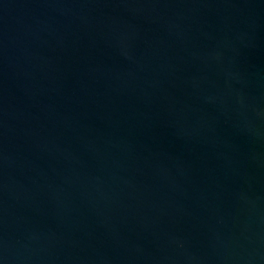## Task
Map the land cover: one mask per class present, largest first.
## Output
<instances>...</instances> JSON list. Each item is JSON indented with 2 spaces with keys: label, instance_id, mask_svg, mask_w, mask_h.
Returning a JSON list of instances; mask_svg holds the SVG:
<instances>
[{
  "label": "water",
  "instance_id": "95a60500",
  "mask_svg": "<svg viewBox=\"0 0 264 264\" xmlns=\"http://www.w3.org/2000/svg\"><path fill=\"white\" fill-rule=\"evenodd\" d=\"M0 264H264V0H0Z\"/></svg>",
  "mask_w": 264,
  "mask_h": 264
}]
</instances>
